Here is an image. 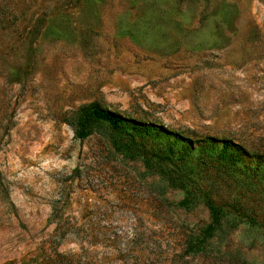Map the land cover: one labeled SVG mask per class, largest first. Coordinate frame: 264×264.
Listing matches in <instances>:
<instances>
[{
    "label": "rangeland",
    "instance_id": "1",
    "mask_svg": "<svg viewBox=\"0 0 264 264\" xmlns=\"http://www.w3.org/2000/svg\"><path fill=\"white\" fill-rule=\"evenodd\" d=\"M88 106L189 154L80 140ZM0 264H264V0H0Z\"/></svg>",
    "mask_w": 264,
    "mask_h": 264
},
{
    "label": "trees",
    "instance_id": "2",
    "mask_svg": "<svg viewBox=\"0 0 264 264\" xmlns=\"http://www.w3.org/2000/svg\"><path fill=\"white\" fill-rule=\"evenodd\" d=\"M95 130L105 131L110 135L115 146H130L128 149L136 147L137 156L143 157L145 162L151 158H156L160 162L174 164V158L184 159L189 153V146L182 144L183 148L178 147L179 140L175 138L166 142L164 137L172 136L163 127L153 126L146 123H137L127 119L117 113L102 109L98 106H88L83 109L77 120L75 137L84 140ZM156 149V152L148 157V149ZM228 142L225 141L224 147L218 154L220 160H232L236 157L227 150ZM234 161V160H233ZM189 178H187L188 180ZM174 183V180H172ZM202 201L209 212L210 223L204 229L201 238H197L193 243V252H200L205 249V243L211 239L214 232L221 227L226 216L225 206L216 204L207 191H201ZM190 204L189 198L179 203L180 206L187 207ZM240 213V210H237ZM250 221L252 218L248 217ZM64 227H61L63 229Z\"/></svg>",
    "mask_w": 264,
    "mask_h": 264
}]
</instances>
